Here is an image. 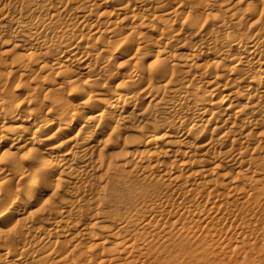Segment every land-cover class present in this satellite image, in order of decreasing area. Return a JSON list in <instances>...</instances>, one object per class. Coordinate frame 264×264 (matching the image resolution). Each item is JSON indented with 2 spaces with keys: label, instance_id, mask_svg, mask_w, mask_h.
Wrapping results in <instances>:
<instances>
[{
  "label": "bare ground",
  "instance_id": "obj_1",
  "mask_svg": "<svg viewBox=\"0 0 264 264\" xmlns=\"http://www.w3.org/2000/svg\"><path fill=\"white\" fill-rule=\"evenodd\" d=\"M252 250L264 0H0V264Z\"/></svg>",
  "mask_w": 264,
  "mask_h": 264
},
{
  "label": "rangeland",
  "instance_id": "obj_2",
  "mask_svg": "<svg viewBox=\"0 0 264 264\" xmlns=\"http://www.w3.org/2000/svg\"><path fill=\"white\" fill-rule=\"evenodd\" d=\"M211 245L214 246V245H215V242L212 241ZM213 248H214V247H213ZM213 250H214V252H217V251H218V248L215 247ZM252 252H253V253H252ZM217 255H219V256L216 257V258H219V257L222 256V255H223V256H227L226 250L222 251V253L220 252V253L217 254ZM251 257L253 258V261L250 262V264H264V262L262 261V260H264V254L262 255V257H259V256L256 254V252L252 250V251H251ZM260 259H261V260H260Z\"/></svg>",
  "mask_w": 264,
  "mask_h": 264
}]
</instances>
